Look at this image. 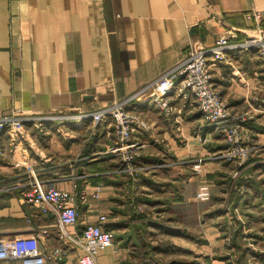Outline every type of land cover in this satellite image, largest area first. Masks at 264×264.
I'll return each mask as SVG.
<instances>
[{
    "label": "crops",
    "instance_id": "0c3cea01",
    "mask_svg": "<svg viewBox=\"0 0 264 264\" xmlns=\"http://www.w3.org/2000/svg\"><path fill=\"white\" fill-rule=\"evenodd\" d=\"M257 10L263 12L256 19ZM226 28L264 36V0H0V116H24L50 158L41 164L29 154L28 165L19 166L24 155L9 153L2 136L0 245L34 233L51 264H78L81 248L64 239L56 215L22 199L20 184L35 170L73 191L88 221L107 215L115 241L100 264H193L195 250L207 259L218 252L210 264H238L221 256L235 220L251 247L245 264H264V69L255 49L232 48L227 61L212 62L231 110L251 111L247 132L259 144L237 176L232 163L214 157L226 148L224 137L191 99L175 97L170 112L138 103L151 127L133 135L145 167L135 196L131 174L108 152L115 123L83 115L150 85L194 45L215 44ZM206 183L211 197L198 199ZM82 227L68 229L80 236ZM195 227L203 240H195ZM58 246L68 249L64 261L53 254Z\"/></svg>",
    "mask_w": 264,
    "mask_h": 264
},
{
    "label": "built area",
    "instance_id": "2783aa9c",
    "mask_svg": "<svg viewBox=\"0 0 264 264\" xmlns=\"http://www.w3.org/2000/svg\"><path fill=\"white\" fill-rule=\"evenodd\" d=\"M262 12L255 11L254 17L257 19ZM241 36L238 29L226 28L219 33L215 44L194 45L181 61L162 73L150 85L125 99L83 114L89 116L95 124L111 120L115 123L116 141L108 152L117 155L124 170L131 174L129 185L134 189L135 196L139 194L145 167L139 164L141 146L133 140V135L138 129L151 127V123L140 113L138 103L153 102L158 108L170 112L171 101L175 97L191 99L207 124L223 135L226 148L214 157L225 158L232 163L235 167L233 176H237L241 168L259 151V144H253L247 132L251 111L234 113L217 87L213 73L212 62L227 61V51L232 48L255 49L264 69V36L249 30L245 31L242 38ZM259 100L264 101V96ZM36 127L40 128V124ZM4 134L9 139V153L13 156L24 155L18 161L19 166L28 165L29 154H33L41 164L50 159L21 114L0 116V141ZM29 174V179L20 184L25 186L22 199L33 204L41 212H52L56 215L64 239L77 243L81 248L78 264H100V254L115 241V233L104 226L107 215L99 214L98 222L88 221L78 210L73 191L41 180L35 170H31ZM100 190L99 186L94 195L98 196ZM211 194L210 184L206 183L200 186L196 197L206 200ZM78 224L83 227L80 236H75L70 233L68 226ZM67 250L58 246L53 250V254L59 261H64L68 257ZM11 261H16L17 264H51L47 254L41 249L38 235L34 233L19 234L8 245H0V264H12Z\"/></svg>",
    "mask_w": 264,
    "mask_h": 264
},
{
    "label": "rangeland",
    "instance_id": "374dc122",
    "mask_svg": "<svg viewBox=\"0 0 264 264\" xmlns=\"http://www.w3.org/2000/svg\"><path fill=\"white\" fill-rule=\"evenodd\" d=\"M230 206V209L228 210V211H230V210H233V206H232V203H231V205H229ZM228 206V207H229ZM226 207V206H225ZM237 217H238V215H239V213L238 212H236V214H235ZM232 217H234V216H232ZM232 220H233V218H231ZM229 223H231L230 224V226H229V228L227 229V230H229V229H231L232 230V228L234 227L233 225L234 224H237L238 225V222H237V220H235V221H231V222H229ZM233 226V227H232ZM201 229H198L197 227H195V229H194V235H195V240L197 239L198 241H201V240H203V238L202 237H198V234H199V231H200ZM233 232H234V229L231 231V233L229 232V233H227L228 235V237L226 238V244H225V247H224V249H223V251L221 252V256H223V257H226V255H228V256H232L233 257V259L235 260V262H237L238 263V261H237V257L240 255V252H236L235 253V248H234V246H233V241H232V238H233ZM197 237V238H196ZM246 237L247 236H245V239H246ZM250 244H254L255 246H256V244L255 243H250ZM195 249H197L196 248V246H195ZM194 263L195 264H210L211 262H212V260L214 259V256L215 255H220V254H218V252H216V253H214V254H210V255H213V256H211V258H209V259H207V258H205V257H200V256H198L199 254H198V250H195V252H194ZM169 260V259H168ZM162 262H163V260H162ZM165 262V261H164ZM178 263V262H177ZM166 264V263H165Z\"/></svg>",
    "mask_w": 264,
    "mask_h": 264
},
{
    "label": "trees",
    "instance_id": "16d2710c",
    "mask_svg": "<svg viewBox=\"0 0 264 264\" xmlns=\"http://www.w3.org/2000/svg\"><path fill=\"white\" fill-rule=\"evenodd\" d=\"M232 195L233 194H231L230 201H232V197H233ZM221 206H220V208H222ZM220 210L222 212H224V211L227 210V208L225 207V208L220 209ZM232 230L231 229H229V230L226 229V231H225L226 232V235H228L227 233H229V232L231 233ZM241 230L242 229H241V227L239 225H236L235 226L234 232H233V238H232V241L233 242L232 243H233V246L235 248V253L237 251L240 252V255L237 257L238 264H245V257H246V255H249L248 253L251 250V247H249L248 243H244L243 238L241 236V233H242ZM262 254H263L262 252H257V255H262ZM225 258L228 259V262L229 263L232 262V261H230L231 260V257L230 256L226 255ZM162 263H167V262H164V260H163ZM148 264H151V263H149V261H148ZM168 264H183V263L181 261H177V260L175 261V260L172 259ZM193 264H195L194 261H193Z\"/></svg>",
    "mask_w": 264,
    "mask_h": 264
}]
</instances>
